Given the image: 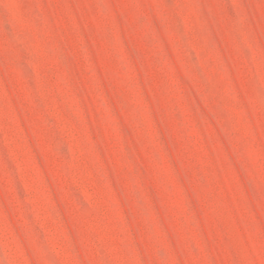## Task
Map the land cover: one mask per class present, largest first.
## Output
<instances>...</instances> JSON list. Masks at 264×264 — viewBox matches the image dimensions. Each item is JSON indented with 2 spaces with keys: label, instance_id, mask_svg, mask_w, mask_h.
<instances>
[{
  "label": "rangeland",
  "instance_id": "1",
  "mask_svg": "<svg viewBox=\"0 0 264 264\" xmlns=\"http://www.w3.org/2000/svg\"><path fill=\"white\" fill-rule=\"evenodd\" d=\"M0 264H264V0H0Z\"/></svg>",
  "mask_w": 264,
  "mask_h": 264
}]
</instances>
